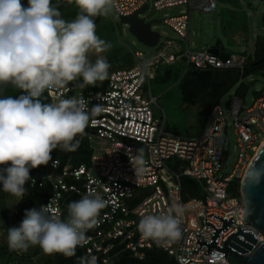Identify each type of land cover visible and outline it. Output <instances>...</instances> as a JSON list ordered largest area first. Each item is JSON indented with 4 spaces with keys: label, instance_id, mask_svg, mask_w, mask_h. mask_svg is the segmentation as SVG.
Returning a JSON list of instances; mask_svg holds the SVG:
<instances>
[{
    "label": "built area",
    "instance_id": "built-area-1",
    "mask_svg": "<svg viewBox=\"0 0 264 264\" xmlns=\"http://www.w3.org/2000/svg\"><path fill=\"white\" fill-rule=\"evenodd\" d=\"M116 3L119 17L131 16L145 5L147 11L151 8L150 0H116ZM153 7L157 11L183 8L180 15L167 16L164 23L187 40L191 13H212L218 9V3L216 0H153ZM210 50L190 51L187 45L183 49L166 41L154 57L145 58L141 52H134L138 63L133 67L116 70L109 67L108 79L97 82L96 86L81 87L82 80L78 79L69 82L67 90L46 91L50 102L57 97L83 96L88 109L93 105L101 109L86 127L91 132L90 161L64 165L51 156L42 165L44 174L31 179L32 187L50 185L52 194L40 206L51 203L52 211L61 219L67 217L68 204L86 193H96L105 199L106 207L98 217V224L86 232L88 243L78 247L83 257L95 255L97 264H111L121 252H128L143 261L148 250L158 249L174 259L170 264H230L228 253L225 258L223 252L211 248L208 255L207 246L198 253L184 252L198 249L197 240L212 241L215 231L206 220L217 230L223 228V222L211 215L227 221L233 219L218 236L217 247L225 249L224 242L239 227L253 232L259 240L249 256L263 242V236L252 225H246L250 222L242 197L231 196L229 189L235 181L242 183L264 142V87L258 90L261 95L253 97L252 104L245 107L242 97L235 94L237 86L228 96L230 108L226 106L228 100L223 103L222 99L209 113L203 133L195 137L171 133L166 128L165 116L159 117L154 111L157 98L151 93L150 80L155 78L161 61L169 65L183 61L187 70L238 69L242 73L246 58L225 53L227 59H223ZM230 125L234 149L229 138ZM138 149L143 150L145 165L135 171L130 159ZM233 154L236 163L229 171ZM186 178L197 186L198 197L185 196L183 179ZM173 204L183 208L181 238L167 244L143 239L137 230L139 219L146 214L166 213Z\"/></svg>",
    "mask_w": 264,
    "mask_h": 264
},
{
    "label": "clouds",
    "instance_id": "clouds-1",
    "mask_svg": "<svg viewBox=\"0 0 264 264\" xmlns=\"http://www.w3.org/2000/svg\"><path fill=\"white\" fill-rule=\"evenodd\" d=\"M71 2V0H70ZM78 8L71 20L62 17L52 0H0V86L20 90L17 96L0 94V191L22 200L31 182L30 170L47 164L51 152H72L80 144L99 105L87 108L80 97H57L44 102L48 91L65 89L69 82L82 80L81 87L96 86L109 77L110 64L103 53L111 47L96 34L95 17L109 16L116 0H74ZM96 53L93 62L90 53ZM143 150L130 159L135 171L145 165ZM260 172L254 175L258 179ZM106 201L86 193L67 206L61 219L51 203L25 210L18 226L8 227L10 250H27L38 245L46 254L76 255L77 247L88 243L86 232L98 224ZM183 208L173 204L166 213L146 214L137 230L145 240L158 244L182 236ZM80 264H97L95 255L80 257Z\"/></svg>",
    "mask_w": 264,
    "mask_h": 264
},
{
    "label": "rangeland",
    "instance_id": "rangeland-1",
    "mask_svg": "<svg viewBox=\"0 0 264 264\" xmlns=\"http://www.w3.org/2000/svg\"><path fill=\"white\" fill-rule=\"evenodd\" d=\"M22 2L26 4L27 0H22ZM216 2L218 9L212 13L204 14L198 11L191 13L190 32L186 40L178 36L173 29L164 23L167 16H178L183 8L157 11L153 7V0H150L151 8L141 17L147 23H151L152 28L161 34V41L154 48L140 43L130 33L129 26L120 22L115 9L107 17L97 16L94 18L96 34L111 44L110 48L99 55L105 56L113 69H126L136 65L138 63L134 57L136 51L141 52L145 58L158 55L166 41H173L183 49H186V44H188L190 51L208 50L209 47L219 45L231 55L240 57L254 55L257 37H264V0H216ZM52 3L59 8L62 17L66 20L73 19L79 11L74 0L71 2L70 0H52ZM159 21L161 23H157ZM96 56L97 54L94 52L89 54V58L93 62ZM157 65L155 78L150 80L151 93L157 98V104L154 106L156 115L165 116L166 128L171 133L182 137L198 136L200 129L198 121L203 119L200 104L197 106L187 104L183 99L179 85L187 70L186 63L179 61L169 65L163 64L161 61ZM164 69L172 73L171 80L166 82L157 76V73L163 72ZM254 81H257L256 84L250 86L249 83ZM242 82L244 83L242 99L245 102V107H249L253 102L252 93L264 87V74L255 73ZM234 89L223 98V103H226L228 96L233 94ZM229 138L234 149L235 140L231 125ZM235 163L236 154H233L228 166L229 171L232 170ZM238 183L235 181V184ZM192 185H190V189H194V192L192 191L193 196H196L195 192L199 195L198 190L196 191L197 187ZM234 196L238 197V195ZM19 200V198L8 193L0 192V264H6L12 251L8 247L7 234H4L3 224L7 222L9 227L18 226L25 214V211L23 213L17 212L16 207ZM16 216L19 218L17 224L15 223ZM17 253V258L25 253L36 254L31 260L23 261L22 264H45L47 260L53 259V254L44 253L38 245L29 246L27 250H17Z\"/></svg>",
    "mask_w": 264,
    "mask_h": 264
},
{
    "label": "trees",
    "instance_id": "trees-1",
    "mask_svg": "<svg viewBox=\"0 0 264 264\" xmlns=\"http://www.w3.org/2000/svg\"><path fill=\"white\" fill-rule=\"evenodd\" d=\"M111 69L116 70L112 67ZM258 72L264 74V37L260 36L257 37L255 53L254 55H250L247 57V62L243 67L242 73L238 69L216 70L189 68L186 71L179 85L181 87L183 99L187 104L193 106H197L198 104H200L203 119L198 121V124L200 126L198 135H201L203 133L209 113L214 108V106L220 103L221 100L237 86L238 87L235 90V94L242 97V95H244V83L242 81ZM157 76L161 77L163 82H166L171 80L172 73L169 70L165 71L164 69L163 72L159 71L157 73ZM0 94L17 96L20 95L21 92L20 90L13 88L11 85H3L0 86ZM41 99L44 102H50V98L47 92L43 94ZM90 134V130L88 128H85L84 134L77 137L80 140V144L75 151L67 152L57 148L56 150H53L51 152V156L55 159H59L64 165H78L83 162H89L93 155V149L91 148V143L89 140ZM44 172L45 168L42 165L37 166L36 168L30 170V177L31 179L36 177L38 178L42 176ZM192 184L195 185V183L190 179H183L185 196H187V194H190V197H197L199 195H197L196 192L194 193L196 196H193L192 191L194 192V189H190V185L193 186ZM196 187L194 188L196 189ZM25 188L27 189V192L24 198L22 200H19L17 203L16 209L18 213H23L25 210H29L32 208L39 209L40 205L44 203L52 194L49 184L45 185L44 187H32L31 182H26ZM197 190L198 189H196V191ZM229 193L231 196L238 195V197H241V183L239 182L238 184H235V182H233L230 186ZM75 200L78 199H74V201ZM18 221L19 218L18 216H16L15 223L17 224ZM3 225L4 234H7L9 225L7 222H5ZM17 255V250H12L8 260L6 261V264H22L23 261L31 260L32 257L36 254L30 255L25 253L22 254L19 258H17ZM80 257H83V251L77 247L75 256L65 257L60 253H53V259L47 260L45 264H80ZM170 263V257L158 249L148 250L146 253V258L143 261L135 259L128 252H121L111 262V264Z\"/></svg>",
    "mask_w": 264,
    "mask_h": 264
},
{
    "label": "water",
    "instance_id": "water-1",
    "mask_svg": "<svg viewBox=\"0 0 264 264\" xmlns=\"http://www.w3.org/2000/svg\"><path fill=\"white\" fill-rule=\"evenodd\" d=\"M148 9V5L135 14L127 17L120 16V22L129 26L130 33L137 38V40L148 46L154 48L158 46L160 42L161 34L152 28L151 23H147L144 18L141 17ZM161 23V21L157 22ZM210 52L219 54L223 59H227L225 53L220 52L218 49H212ZM257 81L249 83L250 86H254ZM254 98L261 95V91H254L252 93ZM231 98L226 103L227 108H230ZM259 171L261 174L257 179L254 173ZM241 197L244 201L247 211V220L250 222L246 225H252L264 239V143L259 147L255 153L248 170L241 183ZM216 220L223 222V228L217 230L212 224H206L210 226L214 231L212 241L210 243L203 242V240H197L200 243L198 249L194 251L184 250L185 253H198L203 246L208 247V255L210 254L211 248L216 249L224 253V257L227 258L229 255L228 262L230 264H264V240L258 245L256 250L251 256L250 253L259 243L258 238L251 231L239 230L231 234L223 246L217 247L218 236L224 232L233 222L231 218L229 221L211 215ZM174 261L173 258L170 259Z\"/></svg>",
    "mask_w": 264,
    "mask_h": 264
},
{
    "label": "crops",
    "instance_id": "crops-1",
    "mask_svg": "<svg viewBox=\"0 0 264 264\" xmlns=\"http://www.w3.org/2000/svg\"><path fill=\"white\" fill-rule=\"evenodd\" d=\"M189 32H190V28H189V31H188V36H189ZM188 36H187V39H188ZM170 42L174 43L173 41H170ZM174 44H175V43H174ZM186 45L188 46V44H186ZM175 46H177L178 48H182L181 46L176 45V44H175ZM209 49H218V50H220L221 52H224V53L228 54V53L226 52V50L222 49L221 46H219V45H217V47H209ZM244 58H246V62H247V56H245ZM186 71H187V70H186Z\"/></svg>",
    "mask_w": 264,
    "mask_h": 264
},
{
    "label": "bare ground",
    "instance_id": "bare-ground-1",
    "mask_svg": "<svg viewBox=\"0 0 264 264\" xmlns=\"http://www.w3.org/2000/svg\"><path fill=\"white\" fill-rule=\"evenodd\" d=\"M264 142L261 143V145L263 144ZM259 149V148H258Z\"/></svg>",
    "mask_w": 264,
    "mask_h": 264
}]
</instances>
